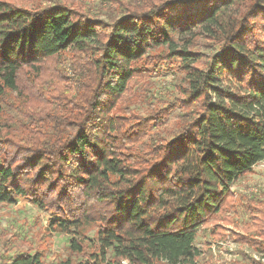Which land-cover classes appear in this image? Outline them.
I'll use <instances>...</instances> for the list:
<instances>
[{
	"label": "trees",
	"instance_id": "trees-1",
	"mask_svg": "<svg viewBox=\"0 0 264 264\" xmlns=\"http://www.w3.org/2000/svg\"><path fill=\"white\" fill-rule=\"evenodd\" d=\"M18 1L0 0V203L24 198L51 212L49 230L71 235L69 249L81 258L62 264H196L200 228L231 206L232 185L264 163V0H100L120 13L111 22L77 0ZM202 37L218 46L208 62L191 49ZM67 54L74 83L59 89ZM163 64L183 76L176 101L186 113L171 138L151 130L165 125L175 102L149 117L115 113L136 80ZM43 86L66 105L49 124L54 140L40 124L5 122L13 94L19 105L9 108L47 119L36 112L42 102L31 111V94ZM251 229L260 242L235 241L264 251L263 223ZM10 264L44 261L23 253Z\"/></svg>",
	"mask_w": 264,
	"mask_h": 264
},
{
	"label": "rangeland",
	"instance_id": "rangeland-1",
	"mask_svg": "<svg viewBox=\"0 0 264 264\" xmlns=\"http://www.w3.org/2000/svg\"><path fill=\"white\" fill-rule=\"evenodd\" d=\"M79 4L89 10L90 17H95L106 22H111L114 17H121L116 7L108 6L106 2L100 0H77ZM18 4L26 7L38 6L40 4H52L53 0H19ZM83 11V9H81ZM115 12V13H114ZM192 50L205 54L206 62L217 54L218 46L212 45L204 37L191 46ZM164 48L152 50L151 56L160 54ZM71 54L62 58V63L51 62L53 70L60 68L65 73L68 81L61 82L59 89L71 86L75 73L71 70ZM163 64L159 72L151 74L146 78H138L133 85L132 93L128 94L120 103L116 114L127 115L130 112L134 116L149 117L156 111L169 106L175 102L176 109L170 114L169 120L160 129L152 128L151 134L159 133L162 136L172 137L173 131L178 129L180 118L186 110L178 106L177 99L182 98L180 85L182 74L176 71L175 67ZM153 68L149 69L152 71ZM56 71V70H55ZM217 83L225 87L226 82L218 77ZM52 89V85H50ZM33 89V86H32ZM31 89V91H32ZM55 90V89H54ZM74 92V91H73ZM30 94V93H29ZM34 103L31 111H35L36 104L42 102L36 112L42 116H48L44 120L30 121L27 117L17 113L15 108L19 105L16 94L8 98L11 104L5 109L10 114L11 120L6 119V123H17V129L36 128L42 137L55 139V126L49 125L55 120V110L63 109V96H58L55 92L50 93L46 87L37 89V93L31 94ZM43 110V111H42ZM27 115H29L27 113ZM34 115V114H33ZM131 121L135 120L131 118ZM4 123V121H2ZM171 122V125L169 123ZM175 123V124H174ZM14 127L15 124L12 123ZM28 136V132H25ZM138 150H146L144 145H138ZM232 204L223 214L213 217L207 224L203 225L195 240L194 246L200 256L196 264H253L264 258V251L246 243L236 242L239 238H256L258 242L261 235L255 229L247 230L256 222H262L264 228V163L256 165L252 172L240 177L231 187ZM51 212L43 211L33 203L24 198H20L13 204L0 203V264H10V259L18 254L39 253L44 264H62L67 259L81 260L69 249L71 235L53 232L49 230V219ZM92 235H90L91 237Z\"/></svg>",
	"mask_w": 264,
	"mask_h": 264
}]
</instances>
